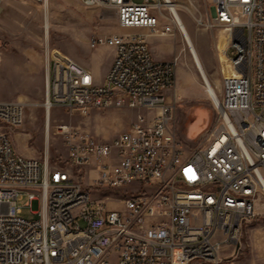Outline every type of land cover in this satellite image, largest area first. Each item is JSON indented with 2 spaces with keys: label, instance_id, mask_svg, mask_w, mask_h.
Instances as JSON below:
<instances>
[{
  "label": "built area",
  "instance_id": "2783aa9c",
  "mask_svg": "<svg viewBox=\"0 0 264 264\" xmlns=\"http://www.w3.org/2000/svg\"><path fill=\"white\" fill-rule=\"evenodd\" d=\"M79 1L113 8L123 29L180 31L167 0ZM208 20L227 33L232 73L192 143L172 127L175 61L154 59L138 33L90 38L92 48H113L100 83L72 59L48 61V109L137 110L110 140L59 123L70 167L18 153L7 129L23 123L24 104L0 100V264H241L234 260L241 225L264 196V0H211ZM118 78L125 94H109ZM82 168L99 197L77 177ZM132 183L118 198L115 191ZM24 197L34 218L21 215ZM224 247L234 249L221 257Z\"/></svg>",
  "mask_w": 264,
  "mask_h": 264
},
{
  "label": "rangeland",
  "instance_id": "374dc122",
  "mask_svg": "<svg viewBox=\"0 0 264 264\" xmlns=\"http://www.w3.org/2000/svg\"><path fill=\"white\" fill-rule=\"evenodd\" d=\"M192 36L205 71L220 93V82L230 73L232 49L226 48V31L211 23V0H172ZM48 20L46 34L45 20ZM138 33L149 44L156 60L175 61L174 85L167 91L174 104L172 127L178 137L192 143L202 134L212 118L211 97L204 86L187 44L176 26L170 34L150 33L145 28L123 29L118 26L116 12L106 6H85L79 0H2L0 2V100L21 101L24 120L17 127L7 129L14 149L25 156L47 158L51 167H70L67 150L57 133L59 123H67L85 130L99 140H110L134 120L136 109L126 106L90 107L85 112L62 106L49 109L46 133V78L48 61L74 60L90 67L95 81H101L104 68L113 50L110 46L92 48L90 38L95 34ZM223 46V47H222ZM105 50V51H104ZM144 112V110H139ZM93 197L98 192L89 186L84 169L76 170ZM132 183L117 190V197L135 187ZM27 198H21V215L34 218ZM120 208L121 204H112ZM33 205V209H34ZM237 263H264V196L256 201V214L244 221L238 234ZM232 248L224 247L220 256H227Z\"/></svg>",
  "mask_w": 264,
  "mask_h": 264
},
{
  "label": "bare ground",
  "instance_id": "6f19581e",
  "mask_svg": "<svg viewBox=\"0 0 264 264\" xmlns=\"http://www.w3.org/2000/svg\"><path fill=\"white\" fill-rule=\"evenodd\" d=\"M169 2L168 6L171 8V10L173 11L175 17L177 18L178 22H179V26H180V33L182 34L187 47L189 49V52L191 53L192 57L195 58L196 60V64H197V68L199 70V73L203 79V83L204 86L208 92V95L211 98L216 99L218 97L217 92L214 88V86L212 85L206 71L205 68L203 66V63L200 59L199 53L196 49V46L194 44V41L192 39L191 34L189 33L186 25L184 24L180 14L177 11L176 5L173 3L172 0H167ZM45 29H46V34H47V29H48V20H45ZM225 30V29H223ZM223 47V46H222ZM232 70L230 67V73L231 74ZM227 75V74H226ZM109 94H125V78H118V79H114V81H111V87H109ZM210 98V99H211ZM46 106V133L48 134V127H49V109L47 104Z\"/></svg>",
  "mask_w": 264,
  "mask_h": 264
},
{
  "label": "crops",
  "instance_id": "0c3cea01",
  "mask_svg": "<svg viewBox=\"0 0 264 264\" xmlns=\"http://www.w3.org/2000/svg\"><path fill=\"white\" fill-rule=\"evenodd\" d=\"M149 48H150V46H149ZM150 50H151V48H150ZM105 51V50H104ZM151 53H152V51H151ZM111 55H110V60H109V62L106 64V66H105V68H104V71H105V73H106V71L108 70V68H109V66H110V64H111V62H112V58H113V50H111V53H110ZM153 56V55H152ZM154 58V57H153ZM161 61H163V60H161ZM86 68H88L90 71H91V69H90V67H88V66H86V65H84ZM48 70H49V68H48ZM91 73H92V71H91ZM105 73H104V76H105ZM92 75H93V77H94V74L92 73ZM104 76H103V79H104ZM95 78V77H94ZM103 79L101 80V81H98V83H100V82H102L103 81ZM97 82V81H96ZM130 124V123H129Z\"/></svg>",
  "mask_w": 264,
  "mask_h": 264
}]
</instances>
